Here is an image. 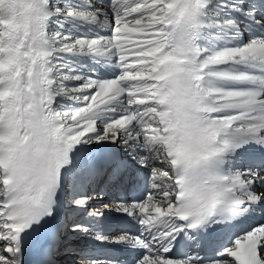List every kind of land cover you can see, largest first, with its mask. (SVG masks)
I'll use <instances>...</instances> for the list:
<instances>
[{
  "label": "snow or ice",
  "instance_id": "snow-or-ice-1",
  "mask_svg": "<svg viewBox=\"0 0 264 264\" xmlns=\"http://www.w3.org/2000/svg\"><path fill=\"white\" fill-rule=\"evenodd\" d=\"M254 217L264 0H0V264H264Z\"/></svg>",
  "mask_w": 264,
  "mask_h": 264
},
{
  "label": "bare ground",
  "instance_id": "bare-ground-1",
  "mask_svg": "<svg viewBox=\"0 0 264 264\" xmlns=\"http://www.w3.org/2000/svg\"><path fill=\"white\" fill-rule=\"evenodd\" d=\"M110 219H112V218H110ZM255 219L256 218L254 217L251 221H249V224H247L246 227H255L258 224L264 223V218L257 219V220H255ZM82 247H85V246H82ZM87 247L89 250H91L93 246L87 245ZM98 248H100V247L96 246L97 252H95L94 254H99V251L101 250V248L100 249H98ZM112 249H118V248H112ZM106 251H108V252H110V254H112L110 250H106ZM65 264H70V263H65Z\"/></svg>",
  "mask_w": 264,
  "mask_h": 264
},
{
  "label": "rangeland",
  "instance_id": "rangeland-1",
  "mask_svg": "<svg viewBox=\"0 0 264 264\" xmlns=\"http://www.w3.org/2000/svg\"><path fill=\"white\" fill-rule=\"evenodd\" d=\"M84 243H86V242L82 240V242H79L78 247H80V248H84V247H82V246H85ZM64 257H65V256H63L62 258H64ZM70 259L72 260V262H71V260L65 258L66 263L74 264V261H76L77 264H80V261H78V260H80V257H79V256H71Z\"/></svg>",
  "mask_w": 264,
  "mask_h": 264
}]
</instances>
